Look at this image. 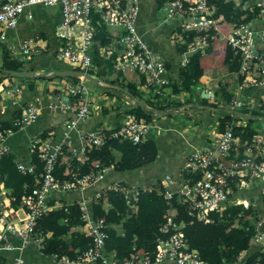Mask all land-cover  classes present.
Returning <instances> with one entry per match:
<instances>
[{
    "label": "built area",
    "instance_id": "obj_1",
    "mask_svg": "<svg viewBox=\"0 0 264 264\" xmlns=\"http://www.w3.org/2000/svg\"><path fill=\"white\" fill-rule=\"evenodd\" d=\"M35 4L55 5L60 8V19L54 32L59 40L56 54L62 60L87 72L92 67L93 57L90 53L94 38L103 30L105 34L114 37L113 49H102L103 58H113L115 67L123 72H136L144 78L143 87L155 95H166L164 90L172 80L168 76L170 66L154 52L141 37L136 28V17L139 10L138 0H0V29L13 27L21 14L31 17V6ZM256 20L263 26L255 29L251 21L233 23L225 34L226 44L230 51L238 57L239 74L253 73V83L264 86V50L258 51L254 46L255 37L264 44V1L257 2ZM211 7L207 0H165L159 11V16L165 20L176 22L182 30H191L196 36L189 41L176 60L178 66H183L191 53H204L213 31H218V17L211 15ZM4 38L0 30V39ZM18 56L29 57L38 53L39 48L31 45V39L23 40L16 49L11 47ZM2 100H14L20 91L17 85L3 87ZM88 88L83 84L71 83L63 90H49L46 106L54 112L73 111L74 115L65 120V129L59 140L51 137L41 139L34 137L28 143L30 158L28 162L15 160L16 168L23 174H33L34 181L23 183V193L17 206H13L14 197L10 195L0 179V264H28L21 251L32 246L40 251L44 247L45 234L38 228L37 220L45 215L51 207H60L62 203L55 199L50 205L51 196L68 191L83 192L95 187L104 179L106 173L112 170L111 165H103L93 160L87 172L78 174L70 171L67 177H56L54 169L60 158L65 160H85L90 148H98L104 142L116 137H124L133 144H138L147 138L152 128L151 121L132 117L118 127L96 130L76 128L78 120H84L90 112L86 100ZM65 95V96H64ZM67 98V99H66ZM69 98H76L74 102ZM156 101V99H155ZM230 104L235 107L244 106L242 100L230 98ZM248 103V102H247ZM260 110L264 111V97L260 102ZM40 112L39 98L28 101L20 113L14 116L9 126L0 129V157L11 151L6 138L16 130L34 121ZM75 129L76 142L72 131ZM231 126L218 131L208 146L192 149L184 158L185 172L201 171L199 178L188 181L187 178L175 180L168 173L154 186L164 194L167 202L175 195L187 204V212L197 220L208 221L211 211L221 210L228 201L241 200L239 196L228 197L231 191L229 178H237L239 187L254 181L264 175V134H253L250 143L237 145L239 150H247L240 159L226 160V155L234 141ZM37 152L42 163L39 174L35 173L36 164L31 156ZM1 176V174H0ZM160 187L162 188L160 190ZM149 189L142 185L126 184L118 181L106 182L90 194L77 200L81 229L89 238L85 248L69 249V252H54L53 260L67 264H158L163 260H171L175 264H208L200 258L197 250L187 244L178 224L173 220L174 212L166 216L159 231L167 234L158 237L155 245V255L136 251L128 257L119 259L114 250H106L105 239L106 217L99 216L92 209V203L103 199L108 190L118 192L126 204L127 215L135 212L138 195L141 190ZM232 199V200H230ZM250 201L244 203L248 205ZM65 208V207H64ZM255 233L251 240L257 244L264 239L262 218L256 214ZM12 238L17 239L14 242ZM11 251L13 254L3 255ZM242 252L238 255L240 260ZM236 260V261H237Z\"/></svg>",
    "mask_w": 264,
    "mask_h": 264
},
{
    "label": "crops",
    "instance_id": "obj_2",
    "mask_svg": "<svg viewBox=\"0 0 264 264\" xmlns=\"http://www.w3.org/2000/svg\"><path fill=\"white\" fill-rule=\"evenodd\" d=\"M164 1L138 0L139 10L136 17V28L149 47L165 60L166 65L170 66L167 73L170 79L175 81L179 78L176 60L180 56V51L175 49L177 36L175 31L171 32V29L177 24L159 16V11ZM259 1L261 0H242L241 8L246 9L252 5H257ZM257 13L248 20L251 21L255 29L263 26L262 22L252 20ZM59 19L60 8L57 4H35L31 6V17L23 13L15 26L0 29L4 34V38L0 39V42L7 47L13 57L23 60L25 67L34 73L62 70L68 66L79 69L62 60L56 54L60 42L55 35L54 29ZM232 24L233 22L218 17V31H213V36L205 52L202 54L198 52L201 55L200 61L203 67V74L198 78L191 91L169 92L166 95L159 96L163 100L159 104H163L165 107H163L162 113L153 114L151 119L152 128L147 134V137L153 138L156 142L158 151L156 158L151 163L143 165L132 172L114 173L110 170L106 173V182L124 179L127 182L126 184L130 182V184L154 187L166 173L175 180H181L185 173L183 170L184 158L192 149L210 145L214 136L220 131L218 120L226 114H232L233 118L231 124L226 125V127L231 126L236 130H240L248 122V119H251L250 128L254 130V134H264V115H262L264 111L259 109L260 102L264 97V86L253 83L255 79L253 73L243 75L239 74L237 70L234 71L228 68L232 59L228 55L230 49L226 44L225 34ZM99 32L100 34L94 38L92 47H90V53L93 57V64L90 69L95 71V74L91 75L97 79L95 83L104 84L112 89L98 91L93 85L86 83V80L79 76L47 74L44 75L46 76L44 79L37 78L34 80L35 88L31 91L25 89V84L30 81L29 79H25V81H17L15 77L10 79L5 77L3 79L0 85L2 92L0 96V121L12 120L16 109L20 111V108L35 96L39 98L40 112L37 118L6 138V143L15 154L16 160L28 162L30 158L28 143L34 137L40 138L41 134H46V138L51 137L54 141L59 140L65 129V120L74 115L73 111L54 112L49 110L46 106L49 90H63L65 85L79 83L82 79L83 84L88 88L86 100L89 103L90 112L84 120H78L76 124L78 129L115 128L133 117L130 114L125 116H120L119 114L126 107L134 104V97L130 96L129 98L128 95L130 94L127 91L122 92L121 96V93L117 94L113 90H119L118 88L121 89L119 92L124 90L119 84L122 79L124 81H134L138 84L139 89L145 90L143 85L141 86L140 84V76L136 72H123L116 69L112 56L110 58L100 56L102 49H113L115 41L111 34H105L103 30ZM25 39H31V45L38 47L39 52L29 57H21V55L18 56L17 52L11 50V47L16 49ZM254 46L258 51L264 50V44L257 37H255ZM222 65L224 71L220 68ZM107 68H113L114 76L103 81L101 76L106 74ZM30 76L38 77V74H31ZM71 77H78V79L73 81ZM11 85L19 86L20 91L15 94L13 101L10 99L2 100L3 87ZM224 94H230V98L242 100L245 105L235 107L228 101V106L227 102H225ZM151 96L153 95L146 94L144 99L155 100ZM69 99L72 102L76 100L74 98ZM117 107L119 108L118 110H116ZM232 109L239 111L243 109L245 111L242 112L249 116L236 114L231 111ZM72 133L74 142H76L75 129ZM233 144L235 149L238 144L243 145V143L239 142L237 136H234ZM242 152L245 155L247 150L244 149ZM257 186H261L264 189V175L246 183L242 187L237 185V188L241 191L244 190L242 191L243 194H250L249 196H251L252 189ZM68 193L80 199L81 196H86L89 193V188L83 192H65L63 193V195L65 194L64 197H67ZM231 196L234 195L231 194ZM239 197L241 200H245L243 203L251 200L248 197H242V195ZM256 200L258 201V199L253 198L254 205L257 203ZM233 203H236V201H228L225 206ZM260 215L263 226L264 214L260 212ZM12 239L17 242V239ZM74 247L73 245L69 246V249L72 250ZM2 254L10 256L13 253L4 251ZM21 255L28 264H67L45 257L41 251L32 246L23 249ZM243 256L244 252H242L240 257L242 258ZM159 264H175V262L163 260ZM233 264H239V260Z\"/></svg>",
    "mask_w": 264,
    "mask_h": 264
},
{
    "label": "trees",
    "instance_id": "obj_3",
    "mask_svg": "<svg viewBox=\"0 0 264 264\" xmlns=\"http://www.w3.org/2000/svg\"><path fill=\"white\" fill-rule=\"evenodd\" d=\"M241 1L207 0V3L211 7L212 16L239 23L248 21L258 12L257 5L242 9ZM172 31H175L177 36L175 49L178 51H182L185 45L196 36L194 31L182 30L177 25L172 27ZM229 52L228 55L232 60L228 68L236 71L239 67L238 57L231 51ZM200 60L201 55L198 52L191 53L185 65L176 67L180 74L179 78L171 81L165 86L164 90L166 89V91L171 93L191 91L198 78L203 74ZM0 68L28 70L24 65V61L13 57L7 47L1 42ZM67 68H70V66ZM87 72L95 74V71L91 69L87 70ZM139 76L142 86L144 78L141 74ZM5 77L7 79L15 77L17 81L29 79L30 81L25 84V89L31 91L35 88L34 80L37 78L44 79L46 76H10L0 70V85ZM71 78L73 81L78 79V77ZM119 84L123 86L131 97H139L145 102L144 106L134 102L132 106L126 107L119 114L120 116L130 114L136 119H143L148 122L151 121L154 114L150 107L157 110L164 109L163 107L165 106L163 104L159 105L154 101L151 102L152 100L144 99L141 96L142 90L138 88L136 82L122 79ZM148 92L156 100L160 99V95H155L150 90ZM1 94L0 87V96ZM224 98L228 104L230 94H224ZM118 109L117 107L116 110ZM240 110L245 111L243 109ZM19 113L20 111L16 109L14 116ZM262 115H264V112ZM232 120V114H226L221 117L218 120L220 131L224 130L226 125L231 124ZM251 121V119H248V122L240 130L232 127L233 134L238 137L240 143H250L254 134V130L250 128ZM10 123L11 120L0 121V129L9 126ZM40 138L45 139L46 134H41ZM234 147V144H232L226 155V160L240 159L244 156L241 150ZM157 152V145L153 138L147 137L142 142L133 144L124 137H116L107 140L98 148H90L86 153V159L83 161L77 159L67 161L65 160L66 156L61 157L59 164L54 169V175L59 178L67 177L70 175V171L82 174L89 170L93 160H98L103 165H111L114 173L132 172L143 165L151 163L156 158ZM15 160L16 156L12 151L0 157V179L10 195L14 197L13 206H17L23 193V183L26 182L31 185L34 181L33 174H23L16 168ZM31 160L36 164L35 173L39 174L42 163L37 157V152L32 154ZM200 175V170L185 172L184 178L191 182L199 178ZM105 179L104 177L103 181L101 180L95 187L89 188L88 194L100 187V185L105 184ZM229 181L231 191L228 197H233L231 194L234 196L242 195V197L250 198V203L245 205L242 201H238L225 206L221 210L211 211L208 214V221L197 220L189 215L186 202L175 195L167 202L164 194L155 187L141 190L138 195L135 212L127 215L126 204L121 195L114 190H108L105 198L92 203V209L95 213L99 216H105L107 219L106 230L108 236L105 239L106 250H114L116 257L119 259L128 257L136 251L145 252L153 257L157 238L167 235L162 234L159 231V227L165 222L166 216H172L174 212L172 218L181 229L187 244L195 248L200 258L207 261L208 264H233L241 252H244V256L240 258L239 264H264V240L257 244L251 243L255 233L256 214H260V212L264 214V189L261 186H257L252 189V195L249 196L250 194H243L242 191L244 190L241 191L237 188L236 183L239 182L237 178H229ZM118 182L127 183L124 179H119ZM63 193L65 192L51 196L49 201V204L52 205L56 199L62 203V206L51 207L45 215L37 220L38 228L45 234L44 247L40 251L45 257L49 258H52L51 254L54 252H69V249L65 246L73 245L75 249H82L89 242V238L81 229L82 220L80 219L77 205L78 197L73 196L71 193L64 197L65 194L63 195ZM253 198L258 199L255 205ZM262 229L264 230V225Z\"/></svg>",
    "mask_w": 264,
    "mask_h": 264
},
{
    "label": "water",
    "instance_id": "obj_4",
    "mask_svg": "<svg viewBox=\"0 0 264 264\" xmlns=\"http://www.w3.org/2000/svg\"><path fill=\"white\" fill-rule=\"evenodd\" d=\"M1 71L7 73L10 76H18V77H28L31 74H38V75H47V74H51V75H63V76H79L81 77L83 80H88V81H92V82H97V79L92 76L90 73L81 70V69H74V68H66V69H62V70H49V71H44L41 73H34L30 70H15V69H5V68H0ZM134 100L137 104L144 106L145 103L142 99H140L139 97H134ZM151 110L154 113H162L163 110H157L153 107H150ZM232 112L239 114L241 116H249L248 114L239 111V110H235L232 109Z\"/></svg>",
    "mask_w": 264,
    "mask_h": 264
},
{
    "label": "rangeland",
    "instance_id": "obj_5",
    "mask_svg": "<svg viewBox=\"0 0 264 264\" xmlns=\"http://www.w3.org/2000/svg\"><path fill=\"white\" fill-rule=\"evenodd\" d=\"M209 67H210V65H209ZM223 65L220 67L222 70H223ZM224 71V70H223ZM114 76V70H113V68H107V72H106V74L104 75V76H101L102 77V80L103 81H106L107 79H109L110 77H113ZM178 77H179V74H178ZM86 83H89V84H91V85H93L98 91H105L106 89H109V88H111V87H107V86H105L104 84H99V83H95V82H91V81H88V80H86ZM121 88H123V86H121ZM112 89V88H111ZM119 90H121L120 88H118ZM124 89V88H123ZM119 90H117V89H114L113 91L115 92V93H117V94H119V93H121V96H122V92H125L126 90L124 89L123 91H121V92H119ZM146 94H150L148 91H145V90H142L141 91V96L143 97V98H145V95ZM129 96V98H130V95H128ZM152 97V96H151ZM146 100H149V101H151V99H149V98H146ZM154 102H156V104H159V102L161 103V101H163L161 98L159 99L158 98V100H153ZM153 101H151V102H153ZM160 105V104H159ZM162 107V106H161ZM161 110H163V109H161Z\"/></svg>",
    "mask_w": 264,
    "mask_h": 264
}]
</instances>
